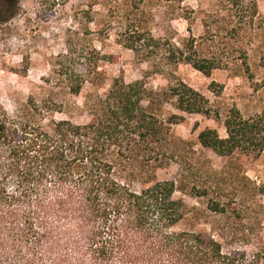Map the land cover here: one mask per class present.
I'll return each mask as SVG.
<instances>
[{
    "label": "trees",
    "instance_id": "obj_1",
    "mask_svg": "<svg viewBox=\"0 0 264 264\" xmlns=\"http://www.w3.org/2000/svg\"><path fill=\"white\" fill-rule=\"evenodd\" d=\"M142 2L120 3L126 47L162 50L206 75L238 57L253 79L249 49L264 29L256 1L217 0L200 41L181 44L140 26L135 12ZM67 80L74 94L91 81L76 70ZM169 101L181 112L220 116L183 80L156 90L123 76L86 102L85 123L55 118L54 109L34 97L14 112L0 103V264H264V236L254 232L262 221L224 225L233 231L225 242L232 250L204 231L179 227L188 209L176 197L178 182L156 176L177 155L172 125L184 118L163 113ZM224 126L225 136L216 128L201 130L202 147L220 156L262 155L264 111L245 115L233 106ZM258 189L264 195V182ZM210 208L220 215L228 210L219 201Z\"/></svg>",
    "mask_w": 264,
    "mask_h": 264
},
{
    "label": "rangeland",
    "instance_id": "obj_2",
    "mask_svg": "<svg viewBox=\"0 0 264 264\" xmlns=\"http://www.w3.org/2000/svg\"><path fill=\"white\" fill-rule=\"evenodd\" d=\"M123 1L0 0V103L14 112L34 97L53 108L55 118L85 123L90 119L86 102L107 92L115 77L142 80L156 90L183 80L202 92L220 116L181 112L172 101L163 107L165 115L184 116L172 125L177 155L156 171L158 179L178 182L176 197L188 209L179 227L204 231L225 243L233 231L224 225L241 227L258 220L263 229L254 232L264 236V195L258 189L264 182V152L256 159L220 156L198 140L206 127L225 136L224 116L233 106L245 115L264 111V29L257 31L249 49L253 79L238 57L206 75L190 63L173 62L162 50L126 47L118 17ZM254 1L264 14V0ZM216 6L217 0H143L135 17L155 37L181 44L193 37L200 41L207 12ZM73 70L91 80L77 94L68 87ZM213 201L225 204V214L210 208ZM225 248L233 245L225 243Z\"/></svg>",
    "mask_w": 264,
    "mask_h": 264
}]
</instances>
